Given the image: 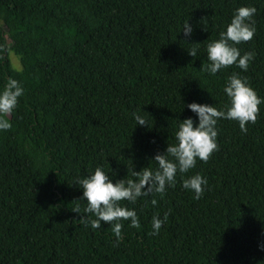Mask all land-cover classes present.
<instances>
[{
  "label": "trees",
  "instance_id": "16d2710c",
  "mask_svg": "<svg viewBox=\"0 0 264 264\" xmlns=\"http://www.w3.org/2000/svg\"><path fill=\"white\" fill-rule=\"evenodd\" d=\"M248 6L256 33L236 45L255 52L248 70H203L207 45ZM233 73L264 100V0H0V91L9 79L23 88L0 130V264H264V103L246 133L219 119L218 150L163 196L122 201L140 228L122 221L118 246L111 225L92 229L72 211L85 214L76 181L97 167L114 183L155 171L181 121L198 123L188 104L226 110ZM196 174L208 181L200 199L182 186Z\"/></svg>",
  "mask_w": 264,
  "mask_h": 264
},
{
  "label": "clouds",
  "instance_id": "9594fccd",
  "mask_svg": "<svg viewBox=\"0 0 264 264\" xmlns=\"http://www.w3.org/2000/svg\"><path fill=\"white\" fill-rule=\"evenodd\" d=\"M256 11L257 9L252 6L240 7L236 10L226 26V31L220 33L218 40L207 45L209 63L203 70L213 75L233 65L244 71L248 70L250 62L255 58V52L248 51L241 55L236 45L247 43L254 38ZM183 32L186 37L191 36L192 27L188 21L183 26ZM188 54L195 58L197 49L188 50ZM224 91L229 99L226 110H218L214 106L195 102L187 105L188 109L196 114L198 123L192 118L181 121L175 134L177 142L168 144L165 152L154 156L153 161L158 165L155 171L146 167L132 173L136 179L123 178L114 183L102 168L97 167L88 177L78 178L76 184L83 190L80 199L87 202L85 214L80 213L79 207L72 209L79 214L78 221L92 229H99L102 224L111 225L117 246L122 239V221L130 220V227L140 228L137 213L122 206V201L135 203L139 197L152 193L163 196L167 187L175 185L178 172L181 175L189 172L196 167L198 159L207 163L212 154L218 150L216 124L219 119L237 121L241 131L245 133L246 125L255 124L257 121L260 113L259 105L264 103V100L248 84L247 78L233 73L228 77ZM22 95L23 88L15 79H9L4 89L0 91V130L11 128L6 117L11 115L18 104V98ZM135 119L138 125L147 126L143 117L135 115ZM207 183L206 178L196 174L184 179L182 186L193 191L195 199H200ZM156 203L157 201L153 199L152 204ZM167 219L168 213L164 214L163 219L158 214L152 217L153 235L159 234ZM261 250H264V245L261 246Z\"/></svg>",
  "mask_w": 264,
  "mask_h": 264
},
{
  "label": "rangeland",
  "instance_id": "374dc122",
  "mask_svg": "<svg viewBox=\"0 0 264 264\" xmlns=\"http://www.w3.org/2000/svg\"><path fill=\"white\" fill-rule=\"evenodd\" d=\"M9 60L13 69L18 71L21 69L18 57L13 52H9Z\"/></svg>",
  "mask_w": 264,
  "mask_h": 264
}]
</instances>
